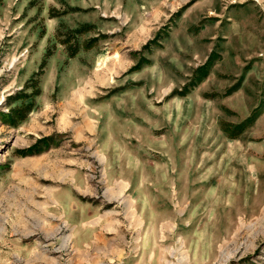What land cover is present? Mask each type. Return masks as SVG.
<instances>
[{
    "label": "rangeland",
    "instance_id": "rangeland-1",
    "mask_svg": "<svg viewBox=\"0 0 264 264\" xmlns=\"http://www.w3.org/2000/svg\"><path fill=\"white\" fill-rule=\"evenodd\" d=\"M0 264H264V0H0Z\"/></svg>",
    "mask_w": 264,
    "mask_h": 264
},
{
    "label": "crops",
    "instance_id": "crops-1",
    "mask_svg": "<svg viewBox=\"0 0 264 264\" xmlns=\"http://www.w3.org/2000/svg\"><path fill=\"white\" fill-rule=\"evenodd\" d=\"M253 1L257 3V2H259V1H261V0H253ZM251 3H252V2H251ZM253 18H255V17L253 16Z\"/></svg>",
    "mask_w": 264,
    "mask_h": 264
}]
</instances>
